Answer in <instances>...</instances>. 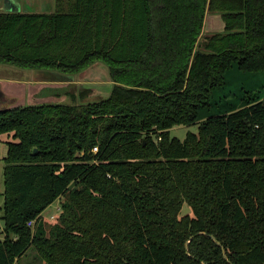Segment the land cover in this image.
Returning a JSON list of instances; mask_svg holds the SVG:
<instances>
[{"label": "trees", "instance_id": "trees-1", "mask_svg": "<svg viewBox=\"0 0 264 264\" xmlns=\"http://www.w3.org/2000/svg\"><path fill=\"white\" fill-rule=\"evenodd\" d=\"M53 4L0 12V66L53 83L101 62L110 82L0 111V264L30 249L43 264H264V96L170 135L232 65L264 71V0ZM209 14L222 30L203 35Z\"/></svg>", "mask_w": 264, "mask_h": 264}, {"label": "rangeland", "instance_id": "rangeland-1", "mask_svg": "<svg viewBox=\"0 0 264 264\" xmlns=\"http://www.w3.org/2000/svg\"><path fill=\"white\" fill-rule=\"evenodd\" d=\"M45 1V0H44ZM54 0H51L52 11L54 9ZM44 5H41L40 8L34 9L35 12L47 11ZM205 25L202 29L203 35H208L209 33L219 32L222 30V22L220 17L217 14H209L205 16ZM97 64V65H96ZM26 72H28L26 70ZM50 73L52 76L58 74L56 72L45 71ZM44 72V73H45ZM44 75V74H43ZM98 75V76H97ZM40 74L36 75L31 71L30 75H25L24 77L31 79V82L38 78ZM102 76V78H100ZM100 78V79H99ZM225 85L222 88L215 89L211 93L210 98V107L199 110L197 123L192 126L177 125L170 130L171 137L178 138L183 140L187 132H197V128L201 121L211 115H219L228 113L231 110L239 109L246 105L247 102L256 101L264 96V71L262 73H252V72H242L237 69L236 65H232L226 72L225 76ZM53 81V83L41 84L38 88V92L35 95L36 100L33 101L34 104H40L41 102H58V103H70L69 97H64L65 92H71L78 88L80 84H101L103 83L106 86H109L108 82L109 75L107 72V67L101 62H96L95 65H92L84 74L80 76H75L71 81ZM70 81V82H69ZM30 85L31 87H26L24 92H36L35 88L37 86ZM35 90V91H34ZM51 93H59L60 97L54 96L51 98ZM99 93V92H98ZM97 93V94H98ZM50 95V96H49ZM99 95H102L100 92ZM98 95H92L87 100L98 99ZM25 98L7 96L4 92L0 91V111L2 109H7L10 106L15 107L19 103L24 102ZM43 100V101H42ZM24 105H29L26 104ZM10 107V108H11ZM6 139L3 135L0 140ZM6 145L4 141L0 142V216H2V209L4 204V197L2 196L4 191V179H3V167L4 162L1 161V158L6 153ZM60 200H56L52 205L46 208L42 213L44 217V223L47 227L57 221L58 212H59ZM182 215L190 214V210L186 204L183 205ZM36 253L30 249L25 252L23 257L18 260V264H43V262L36 259Z\"/></svg>", "mask_w": 264, "mask_h": 264}, {"label": "crops", "instance_id": "crops-1", "mask_svg": "<svg viewBox=\"0 0 264 264\" xmlns=\"http://www.w3.org/2000/svg\"><path fill=\"white\" fill-rule=\"evenodd\" d=\"M8 2L9 9L17 10L19 8V12H28L34 13V9L40 8L41 5H44V0H6ZM5 0H0V12H3L5 7L4 5ZM46 5V4H45ZM47 6H45L46 8ZM8 9V8H7ZM31 71L26 72L25 70L17 69L12 66L1 65L0 66V91L4 92L7 96L25 98L24 102L21 101L22 104H32L33 101L36 100L35 95L38 92L39 86L43 82H31V79L24 77L25 75H30ZM70 82V81H69ZM36 86V92H24V89L30 85ZM46 84V83H43ZM34 90V91H35ZM11 107V106H10ZM9 107V108H10ZM1 139V138H0ZM5 140V139H4ZM4 140H0L2 143ZM3 158V157H2ZM1 158V159H2ZM44 216V215H43Z\"/></svg>", "mask_w": 264, "mask_h": 264}, {"label": "water", "instance_id": "water-1", "mask_svg": "<svg viewBox=\"0 0 264 264\" xmlns=\"http://www.w3.org/2000/svg\"><path fill=\"white\" fill-rule=\"evenodd\" d=\"M45 4L47 5V7L45 8L47 11H43V12H51L50 11L52 9L51 0H45ZM4 5H5V7L3 9V12H5V13H17V12H19V8H17V10H14V9H11V8L9 9L8 2L6 0L4 2ZM73 78L74 77L71 76L68 79L71 81ZM35 153H36V150L33 151V154H35Z\"/></svg>", "mask_w": 264, "mask_h": 264}, {"label": "built area", "instance_id": "built-area-1", "mask_svg": "<svg viewBox=\"0 0 264 264\" xmlns=\"http://www.w3.org/2000/svg\"><path fill=\"white\" fill-rule=\"evenodd\" d=\"M96 150H97V148H96V147H95V148H93V151H94V152H96ZM27 225H29V226H30V225H32V222H28V223H27Z\"/></svg>", "mask_w": 264, "mask_h": 264}]
</instances>
